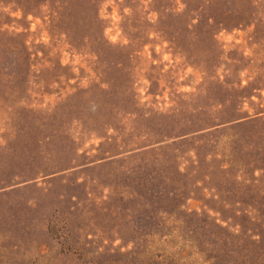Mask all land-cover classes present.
I'll list each match as a JSON object with an SVG mask.
<instances>
[{"label":"rangeland","instance_id":"374dc122","mask_svg":"<svg viewBox=\"0 0 264 264\" xmlns=\"http://www.w3.org/2000/svg\"><path fill=\"white\" fill-rule=\"evenodd\" d=\"M0 264H264V0H0Z\"/></svg>","mask_w":264,"mask_h":264}]
</instances>
